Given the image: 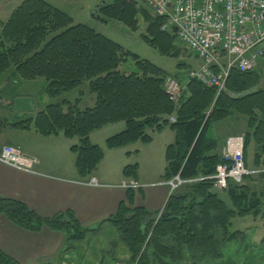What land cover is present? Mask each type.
Segmentation results:
<instances>
[{
    "label": "trees",
    "instance_id": "trees-1",
    "mask_svg": "<svg viewBox=\"0 0 264 264\" xmlns=\"http://www.w3.org/2000/svg\"><path fill=\"white\" fill-rule=\"evenodd\" d=\"M102 21H118L138 31L146 26L142 38L162 56L188 57L191 53L171 32L161 28L164 18L154 16L137 0H114L98 11ZM131 57L136 71L125 73L121 65ZM181 62L179 68L190 69ZM14 71L21 81L46 80L45 92L61 102L46 106L34 118L10 124L19 130L34 129L42 136L63 134L79 139L71 148L81 177L91 176L104 158L90 135L105 126L124 122L125 130L109 137L106 148L118 149L141 142L152 143L148 130L161 132L169 127L176 140L166 149L164 181L179 176L188 181L168 198L162 211L135 207V193L128 190L126 201L116 214L96 228H85L71 210L44 218L15 198L0 197V216L21 229L40 232L44 228L65 235L67 251L105 223L113 225L131 252L136 264H214L223 259L229 243L244 238L241 230L231 231L236 218H258L263 212L264 191L257 192L244 182L229 183L230 204L214 192L215 175L222 161L215 125L235 116L247 119L245 162L250 143L255 141L254 166H264V90L257 89L261 76L255 69H233L227 92L217 94L196 80L185 82L179 105L164 90L170 75L162 68L124 49L110 38L52 6L46 0H24L6 23L0 22V78ZM88 83L96 96L91 108H79L65 99L69 93ZM171 117L175 121L170 120ZM1 149V147H0ZM139 165H127L126 179L138 181ZM249 179V178H245ZM148 234L150 238L147 242ZM0 264H20L0 248Z\"/></svg>",
    "mask_w": 264,
    "mask_h": 264
},
{
    "label": "crops",
    "instance_id": "crops-1",
    "mask_svg": "<svg viewBox=\"0 0 264 264\" xmlns=\"http://www.w3.org/2000/svg\"><path fill=\"white\" fill-rule=\"evenodd\" d=\"M1 3L0 22L2 23H6L13 12L22 4L20 2L17 6L9 7V0H2ZM4 4L8 5L3 8ZM4 16L6 20H4ZM89 27L98 31L92 26ZM98 33L103 35L100 31ZM262 61L264 59L257 62L254 67L255 70ZM7 76V86L15 92V98L7 101L0 95V107L8 110L19 107V112L23 116L27 115L29 118H34L45 108L42 106L44 104L25 103L22 97L29 96V89L37 84L38 80L21 81L14 71L9 72ZM22 92L23 96L21 95ZM87 97L89 99L88 104L82 107L81 105L85 103ZM65 99L70 102L78 99L80 101L79 108L82 110L91 108L96 103V96L94 98L87 88L80 89L77 95L72 98L67 95ZM61 101L62 99H58L57 102L53 103ZM233 118H236L237 122L240 121L241 126L237 130L224 131L223 134H219V131L214 129L218 138L220 153H222L227 137L236 134L244 136L248 131L245 117V119L241 116ZM10 124L6 123L5 131ZM125 127L124 122L112 124L90 135V142L103 148L104 158L94 173L87 177L79 175L76 167V154L71 151L73 146L78 145V138L68 139L62 133L42 136L34 129L19 130L12 128L15 133L10 136L6 135L5 131L0 133V145L18 146L28 156L36 157L39 160L36 167L37 173L34 174L17 170L0 162V197L15 198L44 218H51L71 210L83 227L96 228L110 216L116 214L120 204L126 201L128 190L118 185L124 181H132V179H126L123 176L124 168L127 165L138 164V182L146 185V187L134 191V206L153 212L161 211L166 205L170 192L167 185L160 184L163 182L165 170L162 175L158 174L159 172L154 170L153 165L157 160L162 161L164 158L166 168V149L175 142V132L169 127L164 128L161 132L149 130L147 133L153 138L149 145L137 142L118 149L106 148V140L124 131ZM243 130H245L244 134H240L239 132ZM253 142L256 145L255 141H252L250 145ZM138 143L142 145H138ZM155 143L157 145H154ZM156 147H159V150H155ZM263 156L264 153L261 156L262 161L264 160ZM250 158L249 148L247 163ZM251 159L254 166L256 164L255 154ZM91 178H95L100 186L88 185L87 183ZM67 247V238L62 233L47 228L40 232H30L19 228L6 217L0 216V248L20 264H45L56 261L65 256L68 252ZM65 258L67 259L66 256Z\"/></svg>",
    "mask_w": 264,
    "mask_h": 264
},
{
    "label": "built area",
    "instance_id": "built-area-1",
    "mask_svg": "<svg viewBox=\"0 0 264 264\" xmlns=\"http://www.w3.org/2000/svg\"><path fill=\"white\" fill-rule=\"evenodd\" d=\"M154 16L164 18L162 30L171 32L178 42L197 59L188 78L217 94L227 92V81L233 69L248 72L264 59V0H139ZM164 90L177 104L183 94L181 82L169 76ZM175 121V118H171ZM245 139L241 135L227 138L222 161L215 175L204 179L214 182L217 191L224 193L229 183H242L245 178L264 173V166L249 168L244 157ZM0 162L27 173H37L39 160L28 156L19 147L3 145ZM179 176L165 184L173 192L185 183ZM90 186H99L92 178ZM119 187L138 190L145 185L136 181L123 182Z\"/></svg>",
    "mask_w": 264,
    "mask_h": 264
},
{
    "label": "rangeland",
    "instance_id": "rangeland-1",
    "mask_svg": "<svg viewBox=\"0 0 264 264\" xmlns=\"http://www.w3.org/2000/svg\"><path fill=\"white\" fill-rule=\"evenodd\" d=\"M1 1L2 0H0V6L2 5ZM9 1V5L4 4L2 7L4 8L7 5L9 7H12L13 5L17 6L18 3L20 4V2L22 3L24 0ZM46 1L52 6L71 16L75 24L82 23L88 26H92L96 30L102 32L103 35L108 36V38L123 46L125 50L139 56L141 59L147 60L152 64L163 68L169 74L173 73L170 74L171 76L181 72V70L184 72V76H186L185 71L188 70L186 68L178 67L181 62H185L187 64L185 67H189L188 69L196 66V59L191 54L188 57L179 59L160 55L155 48L151 47L142 38V35L146 34V26L142 20L140 21V27L138 31H132L123 23L118 21H102V15L98 12L99 7L103 4H111L114 2V0ZM139 4L142 7H145L140 2ZM3 18H5L4 20H6L5 16ZM259 65L260 66L257 67L256 71L260 72L261 81L257 89L264 90V61L260 62ZM120 70L127 74L136 71V66L133 59L129 57L121 65ZM8 73L4 74L0 78V95L7 101L13 100L15 98V92L11 91V89L7 86L6 78L8 77ZM181 77L182 76H179L178 78ZM37 80V84H34V86L29 89V96H23L22 92L21 95L23 96V101L29 104L33 102L39 105L44 104L42 106L45 107L49 103L57 102L58 99H51L46 94V80L43 78H38ZM85 88L89 89L87 82L84 84V86L81 87V89ZM79 90H75L69 93V97L72 98L76 96ZM93 97L95 98L94 95ZM85 100V103H82L81 105L82 107L88 104V97L85 98ZM19 109V107H16L8 110L4 107H0V133H3L5 131L6 123L10 124L29 118L27 115L23 116V114L19 112ZM235 119L236 118H230L224 122L216 124L215 129L219 131V134H223L224 131L229 132L237 130L238 128H240L241 124L240 121L237 122ZM243 119L245 118L243 117ZM245 130L240 131L239 133L244 134ZM14 131L15 130H13L10 125H8L5 134L10 136L15 133ZM3 145H0V147H2ZM138 145L142 144L138 143ZM154 145H157V143H155ZM255 148L256 145L253 142L250 145L251 158L254 157V154L256 152ZM156 149L159 150V147H156L155 150ZM251 158L249 159L247 164L248 167L253 168L255 166L252 165L253 160ZM130 162H133V160H130ZM153 166L154 170H157L159 172L158 174L162 175L165 170L164 158L162 159V161L157 160ZM244 181L253 190H256L257 192L264 191V173L251 176L249 179H245ZM213 191L218 193L221 198H223L228 204H230L226 193L217 191L215 187ZM237 230H241L244 232V238L239 239L236 242L229 243L224 251L223 259L217 261L214 264H264V206L263 212L258 218L248 216L245 218L234 219L232 221L231 231ZM149 238L150 234H148L147 242ZM72 245L73 248H71V250H69L65 254L67 259L65 258V256H62L56 261L45 264H136V262H133L132 260L133 256L131 252L122 241L120 233L113 225L109 223L101 226L96 232L87 234L82 242H75ZM68 255H71V257H68Z\"/></svg>",
    "mask_w": 264,
    "mask_h": 264
}]
</instances>
